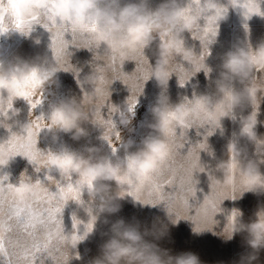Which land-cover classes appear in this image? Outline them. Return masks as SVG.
I'll list each match as a JSON object with an SVG mask.
<instances>
[{
    "label": "clouds",
    "instance_id": "9594fccd",
    "mask_svg": "<svg viewBox=\"0 0 264 264\" xmlns=\"http://www.w3.org/2000/svg\"><path fill=\"white\" fill-rule=\"evenodd\" d=\"M114 4L115 0H0V35L10 31L27 35L32 26L31 29L27 25L19 28V20L38 18L35 24L47 29L49 20L54 18L60 26L76 27L77 48L98 47L101 43L106 46L107 55L96 57L103 59L104 64H94L93 70L82 78V69L69 62L70 55L63 63L58 62L54 54L51 59L43 58V62L17 57L0 68V115L6 120L16 115L13 108L17 101L28 103L33 99H44L59 88L57 73L65 71V65L71 69L65 72L76 76L77 85L83 91L79 100L71 98L54 105L39 127L36 126V117L31 116L18 134L23 136L25 143L37 145L40 133L45 129V135L51 136L53 141L60 133L71 134L73 140L80 141L88 137L85 125L91 123L102 128L103 136L111 138L113 143L115 141L128 152L135 143L130 134L135 131L133 121L138 103L133 104V99L143 93L145 82L150 78H154L161 89L150 108L152 119L146 123L150 131L141 140L142 147L128 152L119 164L111 163L102 154L103 149L97 146H87L84 149L87 156L73 151L44 153L39 168L45 175L75 176L81 191L87 189L91 196L100 197L97 206H86L88 220L83 229L80 224L73 226L74 230L67 235L68 255L71 250L79 259L78 245L93 235L100 222L107 226V231L101 233L106 239L90 264H204L194 252L173 254L170 248L161 247V241L171 239L170 226L175 227L185 219L192 222V232L197 236L210 232L226 244L240 235L245 251L235 264H260V254L264 251V205H259L247 221L242 219L241 210H231L222 228L215 217L223 211L221 205L225 200H239L246 193L264 196V172L261 171L264 166V134H258V126L264 124L259 119L260 105L264 102V40L253 46L248 38L249 28L244 25L243 39L238 38L223 55L214 82L215 95H195L190 100L185 98L173 104L167 95L173 75L178 82L184 79L187 83L200 72L206 77L211 72L206 63L209 44L197 38L201 41L198 53L194 47L187 46L184 33L195 36L198 29L218 26V22L227 19V14L220 11L224 6L220 0H189L187 5L184 0H163L154 10L150 9V0H129L118 9ZM84 33H88L87 37ZM217 35L218 30L215 37ZM157 40L153 51L155 63L151 64L144 50ZM112 56H117L123 63H137V58L143 57L149 74L147 81L135 77L127 83L121 81L130 93L121 105H113L110 99ZM177 66L183 71L178 73ZM257 73L261 75L258 77ZM106 104L112 113L107 119L102 114ZM247 109L251 111L240 116L236 133L239 140L247 143L230 140L226 144V158L217 159L213 168L201 163V151L214 156L207 139L189 149L195 164L192 174L205 173L210 189L202 202L194 207V214L178 218L171 205H167L166 223L141 225L135 220L109 219L122 210V202L127 197L125 193L146 186L149 178L165 164L172 151L169 144L171 132L191 123L198 127L207 125L213 133L222 128L225 119H235L238 111L244 113ZM113 114L118 120L113 119ZM123 129L129 134L127 138ZM201 144L206 147H200ZM247 144L255 146L254 154H249ZM10 160L6 153H0V164L8 165ZM18 183L22 192L35 195L30 187L35 182L26 171L21 172ZM131 198L134 204L156 205ZM58 199L65 205L74 201L66 194H60Z\"/></svg>",
    "mask_w": 264,
    "mask_h": 264
},
{
    "label": "rangeland",
    "instance_id": "374dc122",
    "mask_svg": "<svg viewBox=\"0 0 264 264\" xmlns=\"http://www.w3.org/2000/svg\"><path fill=\"white\" fill-rule=\"evenodd\" d=\"M129 0H115L114 7L117 9L122 7ZM163 0H150V9L154 10ZM185 5L189 3V0H184ZM257 3L264 11V0H257ZM220 4L227 7V19L218 22V35L214 38L213 42L209 44V55L206 63L208 64L211 72L206 77L204 72L196 74L191 77L189 82L181 86L178 82V78L173 75L169 81L167 95L170 98V102L175 104L181 100L187 98L192 99L195 95L210 94L215 95V79L220 71V65L222 63L223 55L231 48V46L237 41V39H243L244 28H236V26H243L245 23L247 26L260 25L264 26V16L252 15L250 19L245 20L243 16V9L239 7H233L229 4V0H220ZM204 20L201 19L203 25ZM52 33L44 28L40 24H33L31 31L25 35L19 31H10L7 34L0 35V68L6 67L9 62L15 61L17 57L34 62H43V58H52L51 45ZM187 46L194 47L199 53L201 51V41L189 33H184ZM251 44L255 46L262 40H264V28H249L248 36ZM65 39L68 41L72 40L70 32L65 33ZM159 41L153 43L152 46L144 50V55L149 59L151 64L155 63V57L153 51L156 44ZM67 51L70 53L69 62L76 68H81L82 72L80 77L90 73L93 70V65L104 64L103 59H96V57H104L107 55L106 46L100 44L98 47L89 46L88 48H77L75 45L69 43ZM46 66V64H45ZM185 67L187 65L185 64ZM136 68V62L126 61L123 63L122 70L126 74H131ZM60 87L53 90L51 95H47L41 105L36 109H31L30 105L24 101L19 100L15 103L13 111H16V115L6 120L4 116L0 115V142L6 141L11 133L21 134L20 129L22 125L27 123L31 116L43 115L47 119V115L54 105L59 104L61 101L66 99L75 98L79 100L82 95V89L77 85L76 76L72 72H65L63 70L57 73ZM261 75V74H260ZM240 87V85H237ZM90 90V89H86ZM110 99L113 105H121L125 99L130 95L126 85L120 80H113L110 86ZM161 93V89L157 86L154 78H150L145 82L143 93L138 97V104L136 107V116L133 121V127L135 131L130 134V138L135 141L133 146L128 149V152L137 151L142 144L141 140L150 131L146 127V123L151 121L152 117L150 114V108L155 104L157 96ZM108 106L105 105L102 109L104 118H108ZM251 109H247L244 113L239 111L235 114V119H225L221 129L216 130L211 135H207L209 126H193L187 130L186 140L184 147L181 150L182 154L186 155L188 150L195 146L197 143L203 141L206 137L207 144L213 151L214 156H209L206 151H201V163L206 165L208 168L215 166L217 159H223L225 157L226 144L230 140H237L241 144L247 143L246 141L239 140L236 133H238V121L241 115H246ZM113 119L118 120V116L113 114ZM259 119L264 121V102L260 105ZM4 125H8L6 128ZM88 131V137L75 141L71 138V134L60 133L58 138L53 141L51 136H46L47 130H42L40 138L37 143V148L44 153L49 151L60 152V151H73L81 152L85 156L88 155L84 149L87 146H97L103 149V155L113 164H119L123 161L128 154L122 146L116 144L117 151L113 153L112 147L103 137V129L97 128L91 123L85 125ZM9 128L11 131H9ZM119 129V125H118ZM177 134L180 133L181 129H176ZM126 138L129 136L126 129H123ZM258 134H264V124L258 126ZM249 154L255 153L256 148L252 144H247ZM26 171L27 175L34 182L36 179L45 181L44 171L37 173L35 167L29 163L26 157L16 156L11 158L8 165L0 166V176L7 175L9 183L17 184L21 172ZM261 171L264 172V166ZM55 179L61 180L58 174H52ZM193 179L195 183V196L189 198V204L193 205L191 212L184 209L179 203H172V211L176 215L181 217H189L194 214V207L202 202L203 197L207 194L209 189V183L207 175L205 173H193ZM77 177L73 176L72 181L75 183ZM64 183V181H61ZM51 191H57L56 186L52 185ZM142 198H147V194H143ZM81 200L82 204H78L75 201H69L62 210L61 219L63 222V229L65 236L69 235L73 229V216L76 217L81 224L79 227L81 230L84 224L87 223L88 213L86 206L92 205L97 206L100 203L99 196H91L87 189L82 190ZM122 210L111 217L110 220L114 221L119 218H124L126 221H139L141 225H151L152 223L167 222V204L164 201L156 205H141L140 203H133L131 196H127L122 202ZM259 205H264V196H256L251 193H246L239 200H225L221 207L223 211L219 213L215 219L218 220L219 227L222 228L226 222L227 215L233 209H239L243 213L242 219L244 221L249 220L253 212ZM193 224L191 221L181 219L177 226H170L171 239H165L160 242L161 247L170 248L173 252L179 253L183 251H191L199 255L200 259L204 264H235V261L239 258L240 254L245 251L242 245V239L240 235H237L232 241L223 243L219 238L213 236L210 232L203 235L197 236L192 232ZM219 230V228L217 229ZM107 231V226L103 223L98 222L94 233L87 240L78 245L76 250L79 253V259L69 251L68 259L66 264H90L91 260L96 257L99 253V246L104 242L106 237L101 235L102 232ZM54 264V261L46 253L39 255L36 264ZM0 264H3V259L0 258ZM260 264H264V251L260 254Z\"/></svg>",
    "mask_w": 264,
    "mask_h": 264
},
{
    "label": "snow or ice",
    "instance_id": "6c2138e0",
    "mask_svg": "<svg viewBox=\"0 0 264 264\" xmlns=\"http://www.w3.org/2000/svg\"><path fill=\"white\" fill-rule=\"evenodd\" d=\"M229 4L243 9L245 20L250 19L254 14L264 16V11H261L257 0H229ZM220 11L227 14L228 9L222 7ZM37 22L38 18L27 21L19 20L17 25L19 28H24L27 25L31 29V26ZM245 26H247L246 23ZM47 29L52 33L50 45L52 52L58 62L63 63L64 58L70 55L67 51L69 43L76 46V27L74 25L71 27L69 25L60 26L58 20L51 18ZM217 30L218 26L198 29L194 38H199L206 44H210L213 42ZM68 32L72 35L71 41L65 39V33ZM84 35L87 37L88 33H84ZM111 63L112 80L118 79L127 83L132 77L142 81L149 79L143 57L137 58L135 71L130 75L122 70L123 61L117 56L111 57ZM64 70L70 71L71 69L65 65ZM176 71L182 72L183 68L177 66ZM179 83L184 86V79H181ZM42 102L43 97L33 99L28 104L31 109H36ZM132 102L137 104L138 99L134 98ZM111 114L109 109L108 116ZM44 119L43 115L36 117V126L39 127ZM4 126L9 127L8 125ZM191 127L193 125L190 123L181 129L179 134L176 129L170 133L169 144L172 151L160 171L149 178L146 186L138 188L134 192H127L125 195L143 199L145 203L151 204H158L161 201L166 202L167 205L179 203L189 213L191 212L193 205L189 204V198L194 197L196 192V181L192 174L195 164L190 150L186 155L181 151L184 147L187 130ZM9 131H11L10 128ZM211 134V131H208L207 135ZM102 138L109 143L115 153L117 147L113 140L107 136ZM200 147H206V144H201ZM0 153H6L10 158L18 155L26 157L29 163L35 167V171L40 172L39 164L44 152L39 150L35 144L25 143L23 136L11 133L6 141L0 142ZM0 166L4 165L0 164ZM7 181V175L0 176V258L3 259V264H36L42 253L51 257L54 264H66L68 259L67 236L64 234L61 219L65 204L58 199V196L66 194L71 200L83 203L79 182L76 180L73 183L72 177H61V180H57L51 175H45V181L36 179L35 183L30 185L35 192V195H32L27 191L22 192L19 183L13 184ZM52 185L56 186L57 191L50 190ZM145 193L147 198H142ZM177 217L188 218L179 215ZM79 224L81 221L73 216V226Z\"/></svg>",
    "mask_w": 264,
    "mask_h": 264
},
{
    "label": "crops",
    "instance_id": "0c3cea01",
    "mask_svg": "<svg viewBox=\"0 0 264 264\" xmlns=\"http://www.w3.org/2000/svg\"><path fill=\"white\" fill-rule=\"evenodd\" d=\"M236 28H244L243 26H236ZM248 28H264V26H260V25H254V26H248ZM257 76H260V73H257Z\"/></svg>",
    "mask_w": 264,
    "mask_h": 264
}]
</instances>
